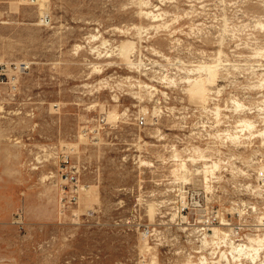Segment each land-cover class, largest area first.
<instances>
[{
    "label": "rangeland",
    "instance_id": "374dc122",
    "mask_svg": "<svg viewBox=\"0 0 264 264\" xmlns=\"http://www.w3.org/2000/svg\"><path fill=\"white\" fill-rule=\"evenodd\" d=\"M49 8L43 27L39 4L0 0V62L31 65L26 102L0 112V191L17 200L0 264H264V248L232 254L264 239V0ZM71 146L63 213L53 157Z\"/></svg>",
    "mask_w": 264,
    "mask_h": 264
},
{
    "label": "built area",
    "instance_id": "2783aa9c",
    "mask_svg": "<svg viewBox=\"0 0 264 264\" xmlns=\"http://www.w3.org/2000/svg\"><path fill=\"white\" fill-rule=\"evenodd\" d=\"M39 0H21L22 3L37 6ZM50 14H46L41 18V24L43 27H49L51 25ZM31 65L26 62H0V109L1 113L16 114L20 110V105L26 102L21 99V81L29 73ZM28 100V97L26 98ZM138 126H146V118L144 116L138 118ZM106 122L104 119H100L98 127L104 126ZM84 134L91 137L92 140L99 139L100 130L94 128V130L86 129ZM65 148L54 152L55 165L58 167V175L61 181L64 183V189L59 196V205L63 213L68 212L75 205H78L80 184H81V167L74 160L75 148ZM37 170L38 168L35 167ZM261 179L264 180V175H261ZM183 208H188V202L182 201ZM210 225H208L209 227ZM150 235V232H146V236Z\"/></svg>",
    "mask_w": 264,
    "mask_h": 264
},
{
    "label": "bare ground",
    "instance_id": "6f19581e",
    "mask_svg": "<svg viewBox=\"0 0 264 264\" xmlns=\"http://www.w3.org/2000/svg\"><path fill=\"white\" fill-rule=\"evenodd\" d=\"M49 3H50V0H39L38 1V4L40 6V15H41V18L45 17L46 14H49V12H50L49 11V9H50L49 8ZM1 111L2 110L0 109V112ZM111 117L112 116H110L109 118H111ZM246 126L249 127V128H251L252 127L251 122L246 123ZM263 248H264V239L263 238L262 239H256V240H252L250 245L238 246L236 248L235 247L232 248L233 249L232 254L233 255L236 254V253L237 254H241L243 251H245L246 253H248V252H250V253L251 252H254V253H256V256L258 258V257H260V251H262ZM225 256L226 255L223 254L222 258H226ZM251 256H252V254H251ZM253 256H255V254H253ZM255 260H256V258L253 257V261H255Z\"/></svg>",
    "mask_w": 264,
    "mask_h": 264
},
{
    "label": "crops",
    "instance_id": "0c3cea01",
    "mask_svg": "<svg viewBox=\"0 0 264 264\" xmlns=\"http://www.w3.org/2000/svg\"><path fill=\"white\" fill-rule=\"evenodd\" d=\"M15 202L17 200L12 195L0 191V224L9 221ZM0 245L5 246L4 240H0Z\"/></svg>",
    "mask_w": 264,
    "mask_h": 264
}]
</instances>
